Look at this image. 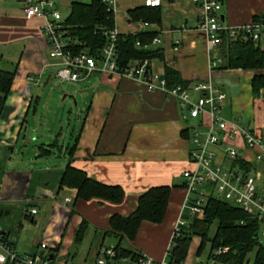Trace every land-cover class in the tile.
Listing matches in <instances>:
<instances>
[{
	"label": "crops",
	"instance_id": "crops-1",
	"mask_svg": "<svg viewBox=\"0 0 264 264\" xmlns=\"http://www.w3.org/2000/svg\"><path fill=\"white\" fill-rule=\"evenodd\" d=\"M222 4L224 7L221 18L227 27L250 24L254 22L256 15L264 13V0H225ZM117 5L115 24L122 36L155 33L156 37L161 38V42L153 47L162 49L165 53L163 60L153 61L157 71L164 73L166 67L174 68L186 83L207 81L210 78L207 39L199 26L200 7L193 0H163L160 6L163 9L161 24L129 19V11L145 6V0H117ZM41 24L40 20L27 17L22 0L0 1V70L17 71L12 94L0 118L2 145H19L34 101L29 99L26 90L29 91L31 80L41 84L49 72L46 65L52 59L47 54V42L41 31ZM213 56H217L216 50ZM255 74L257 72L252 70L217 68L212 77L220 90L227 94L222 107L224 118L231 123L236 121L250 125L255 132L261 134L264 129V97H255L251 90ZM86 81L88 84L81 85L80 94L85 97L87 112L80 132L74 137L75 144L65 148L66 161H63L54 175L47 173L48 168L43 169V173L39 174L41 179H51V183L35 180V187L28 191L29 194L22 193L21 188L11 191L13 193L7 192L3 185L1 189L4 188V191L2 190L0 197L4 192L5 196L22 193V197L18 200H14V197L0 198V224L8 241L13 243L17 251L23 254L38 252V240L25 244L17 239L13 240L11 229L1 223L3 216L11 214L9 209H3L2 204L34 201L39 207L38 214L35 218L27 217L25 207L24 216L32 224L41 222L46 227L41 239L50 235L47 230L53 225V235L48 242L55 245L57 255L73 261L76 255L70 254V251L76 243L74 238L80 224L86 220L89 225L86 235L91 228L95 229L96 235L104 234L94 249V261L99 247L108 245L106 233L110 229L109 222L113 215L135 212L139 197L151 187L174 186L164 223L145 221L137 239L126 242L135 252H144L162 259L187 195L183 173L192 167L189 162L191 130L187 126H199L202 121L189 119L187 123L182 118L183 111L176 97H171L161 89L149 91L146 85L133 78L95 72L79 82ZM200 128L203 132L206 131L205 127ZM185 130H189V138L182 136ZM54 142L55 140L47 145ZM57 144L53 153L57 148L61 149L60 141ZM75 145L72 165L83 169L91 178L100 182L122 186L126 197L121 204L99 198L85 201L78 199L77 189L60 187V180L71 159L69 149ZM226 145L239 148L240 159L248 164L247 173L262 176L258 190L264 193V159L259 161L256 159V152L246 150L241 137L223 140L222 145L212 149L217 154L216 163L226 168H239L226 156ZM65 196L74 199L66 219L62 212ZM59 230L60 235L57 234ZM193 241L195 244H191L188 261L194 264L207 262V256H197L201 238L195 236Z\"/></svg>",
	"mask_w": 264,
	"mask_h": 264
},
{
	"label": "built area",
	"instance_id": "built-area-1",
	"mask_svg": "<svg viewBox=\"0 0 264 264\" xmlns=\"http://www.w3.org/2000/svg\"><path fill=\"white\" fill-rule=\"evenodd\" d=\"M76 1L90 3L93 0H22L27 17L42 22L40 28L46 37L47 54L52 59V62L46 66L55 70L53 75L56 79L61 82H79L95 72L133 78L146 85L149 91L161 89L171 97H176L179 107L183 111L182 118L187 123L189 119L202 121L199 126L192 124L187 126V129L191 130L189 162L192 167L183 173L184 189L187 195L182 206L183 211L171 234L165 256L162 259H156L139 251L134 255H123L119 253L116 245L109 244L99 247L92 264H175L171 260L175 241L180 237L183 227L188 225V221L183 217V212L188 209L191 217L202 214L208 198L212 195L259 218L264 226V193H260L258 190V183L262 176L256 173H247L239 168H226L216 163L217 154L212 149L222 145L223 140L241 137L246 150L256 152L257 160L264 159V129L261 134H258L250 125L236 121L231 123L225 119L222 107L227 100V94L220 90L212 77L220 64V59L213 56L216 46L221 40L220 32L226 31L234 39L251 38L257 43L264 39V20L239 27H227L221 18L224 7L222 2L219 0H193L200 7L199 26L207 39L210 78L207 81L188 82V84L170 87L165 79V72L155 69L154 60H134L126 67L120 65L117 52L121 34L116 26L113 29L104 26L99 28V31L108 39L100 52L92 53L88 48L76 51L75 44L78 41L72 36L70 27L66 24L70 14L64 15V11L70 12L72 3ZM103 2L107 5L109 12L117 13V0H103ZM162 3L163 0H145L146 6L153 8L161 6ZM159 42H161V38L156 37L144 47L153 48ZM137 46L142 47L141 42H138ZM26 94L29 95L28 90H26ZM200 127H205L206 131L203 132ZM224 148L226 156L232 162L240 159L239 148L234 145H226ZM64 201L62 212L65 218L74 199L65 196ZM24 204L26 216L35 218L39 212L38 204L32 200H26ZM60 232L59 230L57 234L60 235ZM262 232L264 236V227ZM38 242V252L20 253L13 243L8 241L0 224V264H74L71 258H61L57 255L53 243L45 239H40ZM229 250L230 248L223 247L216 250L214 254L220 256ZM181 264L194 263L186 259ZM201 264L220 263L213 258Z\"/></svg>",
	"mask_w": 264,
	"mask_h": 264
},
{
	"label": "trees",
	"instance_id": "trees-1",
	"mask_svg": "<svg viewBox=\"0 0 264 264\" xmlns=\"http://www.w3.org/2000/svg\"><path fill=\"white\" fill-rule=\"evenodd\" d=\"M225 3V0H219ZM70 16L66 24L70 27L71 34L78 41L75 44L76 51L88 48L92 53H98L106 45L108 39L99 31L101 26L113 29L115 14L109 12L103 0L92 2H73L70 9ZM163 9L160 6L153 8L141 6L129 11L131 21H144L150 24H161ZM254 22L264 20V13L256 15ZM221 40L216 46V57L220 59L219 69H242L256 71L251 82V90L255 97H264V39L254 42L250 39H234L226 31H221ZM118 41V61L121 66L126 67L133 60H163L165 53L162 49L146 48L150 44L155 33H143L142 35H120ZM141 42L142 47L137 43ZM17 71L0 70V118L13 91V83ZM165 79L170 87L178 84H188L177 70L166 67ZM189 130L182 132V136L189 138ZM57 140L53 144L42 145L40 156L48 157L57 147ZM75 145L69 149L71 155L63 176L60 180V187L68 186L78 190V199L91 201L99 198L103 201H110L121 204L124 201L125 189L122 186L105 184L91 178L83 169L75 168L72 165ZM234 166L248 170V164L241 159L234 161ZM174 186L151 187L139 197L136 211L129 215L115 214L110 218V229L106 233L119 240L116 245L119 253L123 255H134L135 252L124 241H135L143 222L163 224L168 213V206L172 198ZM72 212L74 210L72 208ZM183 217L188 225L183 227L180 237L176 239L171 260L175 264H181L188 258L191 244L195 236L201 238L198 246L197 256L201 257L208 249L207 260L217 259L220 264H264V236L263 222L252 215L247 214L238 206L210 196L207 200L204 212L191 217L189 210L183 212ZM215 230L211 233V228ZM89 228L88 222L83 220L75 235V242L80 244ZM228 247L230 250L223 255L217 256L214 252L220 248ZM254 253L253 262L250 255Z\"/></svg>",
	"mask_w": 264,
	"mask_h": 264
},
{
	"label": "rangeland",
	"instance_id": "rangeland-1",
	"mask_svg": "<svg viewBox=\"0 0 264 264\" xmlns=\"http://www.w3.org/2000/svg\"><path fill=\"white\" fill-rule=\"evenodd\" d=\"M67 14L70 12L64 11V15ZM48 70V74L55 72L52 68H48ZM45 80L41 84H36L35 80H31L29 83V99H34V101L26 118L25 129L19 145L15 147L0 144V194L2 190L4 191V188L1 189L4 186H6L7 192L21 188L22 193L29 194L28 191L35 187L34 184L37 182L35 180L41 182L44 180L39 174H42L46 168L49 170L48 174L53 173L52 175H54L56 170H59L63 165V161H66L65 148L75 144L74 137H77L82 128L87 107L84 106L85 97L80 94V90L81 85L88 84V81L61 82L53 75L48 85L45 86ZM72 135L75 136L72 137ZM56 139L60 141L61 149L57 148L55 153L48 157L38 156L42 145L52 143ZM47 181L51 183V179ZM47 181L45 182L48 183ZM22 193L21 195L8 194L5 196L4 192L0 198L5 196L6 199L14 197V200H18L22 197ZM21 202L1 205L3 209H9L11 212L8 216L2 217L1 223L11 229L13 240L17 239L22 244L40 240L46 227L41 222L32 224L31 220L24 216L25 204ZM52 226L47 230L50 235L44 237L47 241L53 235L54 228ZM214 230L215 226L211 228L210 232L212 233ZM94 231L95 229L91 228L82 244L75 243L73 245L70 254L76 255L73 260L74 264H86V262L92 264L94 249L100 242V237L104 235H96ZM106 239L108 245L119 243V240L111 235ZM193 243L195 244V241ZM207 254L208 249L203 256L206 257ZM253 257L254 253L250 255L251 262H253Z\"/></svg>",
	"mask_w": 264,
	"mask_h": 264
},
{
	"label": "water",
	"instance_id": "water-1",
	"mask_svg": "<svg viewBox=\"0 0 264 264\" xmlns=\"http://www.w3.org/2000/svg\"><path fill=\"white\" fill-rule=\"evenodd\" d=\"M222 19H223V18H222ZM51 76H52V74H50V75L47 77V79H46L44 85H48V83H49V81H50V79H51ZM28 142H29V141H28Z\"/></svg>",
	"mask_w": 264,
	"mask_h": 264
}]
</instances>
